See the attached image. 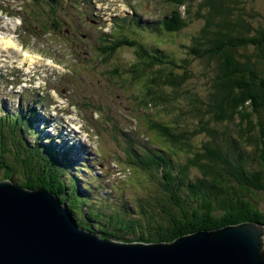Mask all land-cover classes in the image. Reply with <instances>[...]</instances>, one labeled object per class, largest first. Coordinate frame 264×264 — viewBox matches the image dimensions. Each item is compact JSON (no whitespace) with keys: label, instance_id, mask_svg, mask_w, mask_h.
I'll use <instances>...</instances> for the list:
<instances>
[{"label":"rangeland","instance_id":"rangeland-1","mask_svg":"<svg viewBox=\"0 0 264 264\" xmlns=\"http://www.w3.org/2000/svg\"><path fill=\"white\" fill-rule=\"evenodd\" d=\"M93 1L87 0L82 12L76 6L59 3L61 14L50 12L44 16L39 14L42 8L39 4L23 11L15 0L0 1L8 4V10L0 11V27H4L0 30V114L20 118L19 122L24 123L21 136L29 144L48 147L63 160L66 157L69 167L65 171L76 179L80 197L90 198L89 206L77 209L80 213L89 211L91 206L107 211L106 204L110 202L130 204L139 199L145 205L144 200L161 183L135 166L140 157L133 152L156 156L170 150L176 171L186 163L188 155L175 148L176 142L169 137H158L155 125L164 122L175 128L179 124L182 131L199 127L193 114L187 112L188 98L191 93L206 98L212 75L207 61L191 52L192 39L202 24L194 15L198 2L191 11L188 6L180 8L181 12L186 10L187 16V24L180 31L158 30L157 34L156 21L174 9L167 6L168 0ZM142 15L145 18H141L142 22L152 27L151 30L144 25L148 30L141 38L147 49L155 48L159 55L165 51L180 63L187 58L191 60L187 67H174L177 73L186 69L189 73L182 92L181 86L176 95L174 87L165 85L163 93L170 88L173 101L166 94L160 103L152 102L153 106L151 99L158 97L159 88L149 81L151 73L140 74L139 63H144V59L138 61L134 48H118L107 60L106 54L99 50L101 37L114 38L111 35L120 16L129 21ZM9 40L12 46L8 45ZM102 41L108 44L107 40ZM149 52L153 54L151 49ZM45 58L51 65L60 64V70L55 65H45ZM164 68L169 71L167 66ZM37 70H40L38 81L33 82V76L30 82L29 76ZM150 87L154 89L152 93ZM222 126L216 127L218 133ZM174 128L172 133H177ZM207 140L205 132L194 136L193 150L198 151ZM129 144L131 151H127ZM253 150L247 147L249 159ZM189 175L193 179L202 177L198 169L189 170ZM192 193L186 191L183 196L192 197ZM258 202L264 210V201ZM90 223L94 227L101 224L98 219ZM130 236H125L124 241Z\"/></svg>","mask_w":264,"mask_h":264},{"label":"trees","instance_id":"trees-1","mask_svg":"<svg viewBox=\"0 0 264 264\" xmlns=\"http://www.w3.org/2000/svg\"><path fill=\"white\" fill-rule=\"evenodd\" d=\"M196 2L194 15L202 24L192 39L191 52L210 65L207 97L191 93L188 98L187 112L193 114L199 127L182 131L179 124H175L176 130L164 122L155 125L158 137H169L176 142L175 148L188 155L178 171L170 158L173 152L162 146L168 153L154 156L133 152L140 157L135 166L161 183L144 200L145 205L139 199L130 204L110 202L106 204L107 211L91 206L80 213L77 209L89 206L90 198L80 197L76 179L65 171L69 167L66 157L63 160L48 147L29 144L21 136L24 123L6 114H0V178L54 193L66 209L78 216L75 215L81 227L93 228L102 237L126 240L125 236L131 235L128 241L172 242L202 229H220L252 220L264 224V210L258 202L264 201V0H170L175 12L156 21V33L180 31L187 24L186 10L181 12L180 8L188 6L191 11ZM137 26L143 28L139 20H129L124 28L142 43L144 32ZM133 44L120 36L112 46L99 50L107 60L118 48ZM135 52L139 62L144 59L139 63L140 74L151 73L149 81L159 88L158 97L151 99L150 105L160 103L166 94L173 101L172 90L168 88L163 93V87H174L177 95L181 86V93L189 73L187 69L177 73L174 67H187L191 60L180 63L165 51L159 55L155 48L146 46ZM153 90L150 87L149 93ZM220 125L218 133L216 127ZM171 128L177 133H172ZM202 132L208 140L194 151L191 140ZM247 147L254 149L250 159ZM127 151H131L130 144ZM191 169H198L202 177L191 178ZM186 191L193 192V198L183 196ZM92 219L101 224L94 227Z\"/></svg>","mask_w":264,"mask_h":264},{"label":"water","instance_id":"water-1","mask_svg":"<svg viewBox=\"0 0 264 264\" xmlns=\"http://www.w3.org/2000/svg\"><path fill=\"white\" fill-rule=\"evenodd\" d=\"M0 264H264V224L117 240L81 227L54 193L0 178Z\"/></svg>","mask_w":264,"mask_h":264},{"label":"bare ground","instance_id":"bare-ground-1","mask_svg":"<svg viewBox=\"0 0 264 264\" xmlns=\"http://www.w3.org/2000/svg\"><path fill=\"white\" fill-rule=\"evenodd\" d=\"M141 18H142L143 20H145V18L143 17V15H142L141 17L136 16L135 19L132 18L131 20H139V21L142 23V25H143V32H144L145 29H146L144 25L148 26V24H144V23L142 22ZM148 27H150V28H148V29H151V30H152L151 26H148ZM148 29H146V31H147ZM164 32H166V31H164ZM11 43H12V42L9 40V41H8V45L12 46ZM25 57H26V58H27V57L30 58L28 55H25ZM30 59H31V58H30ZM82 146H84V144H82Z\"/></svg>","mask_w":264,"mask_h":264},{"label":"clouds","instance_id":"clouds-1","mask_svg":"<svg viewBox=\"0 0 264 264\" xmlns=\"http://www.w3.org/2000/svg\"><path fill=\"white\" fill-rule=\"evenodd\" d=\"M170 134H172V133H170ZM168 138V137H167ZM168 139H170V138H168ZM75 216V215H74ZM76 217V216H75ZM77 219V221H78V218H76ZM133 241V240H132ZM134 241H141V240H134ZM141 242H145V241H141ZM147 243H150V242H147ZM154 243V242H153Z\"/></svg>","mask_w":264,"mask_h":264}]
</instances>
